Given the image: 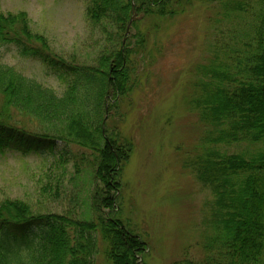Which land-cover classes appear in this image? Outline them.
Returning <instances> with one entry per match:
<instances>
[{"label": "trees", "instance_id": "obj_1", "mask_svg": "<svg viewBox=\"0 0 264 264\" xmlns=\"http://www.w3.org/2000/svg\"><path fill=\"white\" fill-rule=\"evenodd\" d=\"M215 1L224 17L248 16L253 32H229L220 43L223 57L215 53L216 63L198 67L187 107L205 128L203 145L186 156L183 167L211 191L214 234L202 257L173 264H264V0ZM192 2L86 0L88 25L106 39L93 66L68 65L52 55L25 12H0V49L15 45L65 84L59 94L2 63L0 53V152L17 136L37 146L48 141L50 150L56 140L78 145L91 152L95 184L82 217L70 211L37 216L24 200L1 199L0 264H98L99 254L106 264H147V242L113 215L119 213L120 175L134 144L107 119L137 87L133 56L146 61L150 30L144 26L157 28ZM17 116L34 121L41 132H18ZM242 145L244 150H232Z\"/></svg>", "mask_w": 264, "mask_h": 264}, {"label": "rangeland", "instance_id": "obj_2", "mask_svg": "<svg viewBox=\"0 0 264 264\" xmlns=\"http://www.w3.org/2000/svg\"><path fill=\"white\" fill-rule=\"evenodd\" d=\"M85 3L0 0V12H25L30 29L47 40L52 55L68 65L93 66L106 39L88 25ZM223 13L215 0H193L169 22H160L157 28L145 29V25L144 30H150L146 61L133 56L137 87L108 114V124L134 144L120 175L119 213L113 215L147 242V264L198 259L207 237L214 234L211 191L183 167V161L197 155L203 145L205 128L197 111L187 107L195 95L198 67L216 63V54L223 57L220 43L228 41L229 32L242 37L253 32L248 16L231 13L228 18ZM0 53L1 62L20 74L59 94L64 89L65 84L40 59L21 56L15 45L3 46ZM111 101L107 96L106 104ZM16 119L18 132L24 130L28 136L41 132L34 121ZM11 141L0 152V200H24L37 216L70 211L82 217L95 186L91 152L57 140L51 150L48 141L39 146L19 136ZM96 260L106 264L102 254Z\"/></svg>", "mask_w": 264, "mask_h": 264}, {"label": "water", "instance_id": "obj_3", "mask_svg": "<svg viewBox=\"0 0 264 264\" xmlns=\"http://www.w3.org/2000/svg\"><path fill=\"white\" fill-rule=\"evenodd\" d=\"M127 32H128V28H127Z\"/></svg>", "mask_w": 264, "mask_h": 264}]
</instances>
